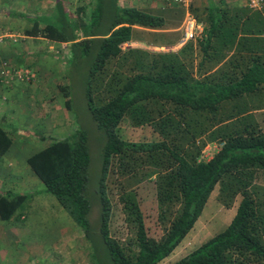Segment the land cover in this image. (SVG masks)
Listing matches in <instances>:
<instances>
[{"label": "trees", "instance_id": "obj_1", "mask_svg": "<svg viewBox=\"0 0 264 264\" xmlns=\"http://www.w3.org/2000/svg\"><path fill=\"white\" fill-rule=\"evenodd\" d=\"M119 2L90 0V6H76L55 0L51 15L33 19L25 32L67 44L63 63L77 62L84 78L88 110L105 140L96 194L98 229L94 232L90 221L91 156L84 131L53 140L28 165L83 230L96 264H160L194 229L217 186L226 207L242 197L234 218L173 264H264V188L256 185L264 176V128L254 115L264 109L257 99L264 96V11L212 4L200 13L192 6L205 28L196 38L199 60L193 42L173 52L123 50L136 27L163 30L167 22ZM167 39L164 44L176 45ZM60 91L72 111L70 86ZM126 118L135 126L150 125L159 139H122L118 128ZM215 142L220 145L216 154L203 159L204 148ZM12 143L0 123V158ZM145 182L155 183L163 235L150 238L144 215L134 206L131 244L136 250L129 254L111 233L110 186L125 195ZM32 196L0 193V218L15 219Z\"/></svg>", "mask_w": 264, "mask_h": 264}, {"label": "rangeland", "instance_id": "obj_2", "mask_svg": "<svg viewBox=\"0 0 264 264\" xmlns=\"http://www.w3.org/2000/svg\"><path fill=\"white\" fill-rule=\"evenodd\" d=\"M46 1L48 6V9L45 11L46 13L34 5L33 2L32 4H28L26 2L25 5H20L21 2L19 0H14L13 5H11V0H0V9L4 11L3 9H6L7 3H9V8L7 7L8 9L12 7L15 8V16H11L9 19L11 22L9 23V27L14 28L16 34H20L26 29H31L33 27V19L36 18L38 20H44V18L49 16L53 10V6L55 5V0ZM70 1L76 6H90V0ZM244 2L246 3V1ZM120 3L122 7H138V9L150 11V13L154 12L158 14V16H166L172 20L180 18L181 21L179 25L182 24L185 15L183 8L176 5L169 6L168 0L167 2L166 0H120ZM1 14L4 15V13ZM43 20L42 23H45ZM179 34L182 36L181 32ZM164 36L165 35L163 33L154 34L148 33L147 31H138V33L135 35V40L138 41V44L135 45V42V44L130 42L123 45L122 49L125 51L131 49H141L147 51L150 50V52L176 51V46H173V48L170 49V43L164 44V40L167 39ZM170 39L172 40V38H168L167 40ZM5 40L13 46L20 42L19 38ZM14 40L18 43H14ZM55 52L47 50L42 53L37 52L32 56V62H40L41 65L39 63L37 64L38 68L44 69L42 72L38 68H35V71L39 73H46L42 76H46L47 78L42 79L43 85L40 87V90L42 89L40 92L36 93L31 91L29 94L27 93L26 96L29 104H32L33 107L32 110H30V112L25 115V118L22 121L16 123V126L21 127L24 131L23 135L26 138L22 137V139H31V137H33V133H38L39 135L44 136L46 139L39 141L40 148L47 145L49 141L52 142L53 140H57L56 138L50 140L52 137H56L55 134H48L46 125L42 124L43 119L39 121L40 123H38L36 122L35 116L37 114L40 116H45L47 114L46 110H48L47 107L49 108V106L45 107L41 104L50 103V99L48 98L53 97L52 94L55 95V92L59 94L58 97L56 96L59 103L55 105L58 106V109H56V114L58 116H61L60 114H62L65 117L62 118L64 121V126L59 128H61L63 132L65 129V132L67 131L66 133L69 135H72L78 130L84 131L87 135L91 156L90 182L88 189L89 198L92 202L90 221L95 232V230L99 227V203L97 201L96 194L102 169V148L105 142L104 135L98 129L88 110L85 96L84 78L82 75H80V69L77 66V62H68L67 59V63H63L61 57L62 54L67 56L66 54L69 53V49L67 48L66 44L59 46L57 52L60 53ZM31 71L35 73L33 70ZM64 84L70 86L73 105L72 111H68L66 109L64 103L65 98L60 91V86H63ZM61 97L62 99L60 100ZM38 100H44V102L41 101L38 105ZM37 105L38 107L34 108ZM28 117H31V119L29 118L30 120H27ZM255 117L264 128V115H262L260 112H257ZM62 119L58 117L56 120V118H54L57 123L62 121ZM57 130L58 125H56L54 132L56 133ZM118 134L122 139L133 142H150L159 139L158 134L150 125L135 126L133 125L130 118L124 119L118 128ZM15 136L17 140L16 142L18 143L20 136H18V134ZM219 147L220 145L217 142L209 143L202 152V158L205 160L211 159L216 154ZM40 148L32 147L25 150V153H33ZM39 184H41L42 187L44 186L43 183ZM256 185L264 188V176L257 178ZM32 187L35 191H38L39 189L34 183ZM44 194L48 197V199L55 201L56 208L52 207L50 213L41 214L42 220H44L45 223L40 225L39 221L40 228L35 227L29 230L32 235V242L39 240L46 248L47 259L42 262L39 261L37 264H96V262L92 260V245L86 239L83 230L76 223H73L74 221L66 211H63L64 215L58 213L62 207L53 195L47 192ZM126 195H128V197ZM110 196L113 203V213L115 214V217L112 218L111 222V233L116 241L125 246L123 247L124 250H127L129 254H133V252L136 250V248L131 244L134 242L135 238L134 213H132V208L134 206V208L139 209V211H141V213L144 215L145 225L149 237L156 240L161 238L163 235V229L158 221V202L156 196V186L154 182H145L135 187L134 190L128 191L125 193V195L118 194L115 185H111ZM241 199L242 197L238 196L231 207H226L220 200V190L219 186H217L210 196V199L194 229L176 248L173 254L160 264H173L176 261H179L199 248L210 238L221 233L234 218ZM126 204L129 205L126 206ZM34 209V212L31 211L30 214L29 228L34 222L38 221V213L36 212V208ZM68 218L71 220L69 224ZM53 234H55V236H53ZM15 246L21 250L24 248V243ZM10 255L16 257L18 253ZM10 255L7 257L8 260L11 259Z\"/></svg>", "mask_w": 264, "mask_h": 264}, {"label": "crops", "instance_id": "obj_3", "mask_svg": "<svg viewBox=\"0 0 264 264\" xmlns=\"http://www.w3.org/2000/svg\"><path fill=\"white\" fill-rule=\"evenodd\" d=\"M13 1L14 0H11L12 2L11 5H13ZM19 1L21 2L20 5H25L26 2L28 4H32L33 2V4L36 5L38 8H40V10L42 9L44 13H46L45 11L48 9L46 0H19ZM244 1L245 0H195L193 8L199 10L200 13H202L204 9L210 7V5L212 4L221 7H229L232 11L236 9L237 10L245 9V8L247 9L246 3ZM8 5L9 3H7V7L9 8ZM168 5L172 6L171 4ZM7 7L6 9H3L4 11L0 9V123L5 128V130L10 134L11 138L13 139V143L7 154L0 158V193L3 194V193L11 192L14 194H33V196L31 200H29L27 204L24 205L23 208L18 212V216L15 219L6 221L0 218V264H37V262L39 261L42 262L47 259L46 248L44 245H42L43 243L40 242L39 240L32 242L31 240L32 235L29 230L35 227L38 228L39 221H40V225H43L45 222L44 220H42L41 214L50 213V210L52 209V207H55L56 204L55 201L48 199V197L44 194L46 192L45 186L42 187L41 184H39L42 182L37 178V176L31 170L27 161L32 155L47 147L51 143V141H49L47 145H45L44 147L40 148L39 141L42 139L39 137L40 135L38 133H33V137H31V139L30 138L22 139V137H25L23 135L24 131L21 127H17L16 123L22 121L25 118V115H27V113L30 112V110H32L33 106L32 104L31 105L29 104V101L26 96L27 93L29 94L31 91L36 93L40 92L42 90V89L40 90V87L41 85H43L42 79L47 78L46 76L44 77L42 76L43 74H46V73H42L43 72L42 70L44 69L38 68L37 66V64L38 63L40 64V62L37 63H34V61L32 62L33 59L32 56L35 55L37 52L42 53L47 50L53 52L56 51L55 53H60L57 52V49L59 48L60 45L63 44L41 37L27 36L25 32L29 29H26L23 33L16 34L15 29L9 27V23H11L9 20L11 17L10 14L15 13V8L12 7L8 9ZM54 7L55 5L53 6V10ZM1 13H4V15H2ZM51 13L49 15H51ZM151 13L158 15L154 12ZM184 14H185L184 19H185L186 11L184 12ZM164 18L167 24L165 29L163 30H151V29L136 27L133 33V40L131 41L132 44L135 43H136L135 45L138 44V41L135 40V35L136 33H138V31H147L148 33H154V34L163 33L165 35L164 37L172 38L173 43L176 42V45H173L177 47L176 51H178L188 42L189 43L193 42L195 55L199 56V60H200L201 55L199 54L198 51L199 48L197 44L198 43L197 39L193 41L184 40V35L182 31V25L184 19L182 24L179 25L181 21L180 18L178 19L176 18V20H172L166 16ZM202 26H203V30H202L203 32L205 28L204 25ZM180 32L182 33V36L179 34ZM202 32H200L199 36L203 34ZM241 36L242 34H240V37ZM12 38L13 39L19 38L20 42L18 43L15 42L14 40V43H18V44L13 46L10 43L6 42L5 40ZM246 45L249 46V44ZM66 46L68 48L67 44ZM173 46L170 47V49L173 48ZM35 68L36 69L38 68L42 72L39 73L35 71ZM30 69L33 70L35 73H33ZM7 70L10 72L9 74L6 73ZM22 72L24 73L29 72V76H23V78H20L18 74ZM52 95L53 97L48 98L50 99V101L47 100L50 103L41 104L45 107L49 106V108L47 107L48 110H46L47 111V114L45 115L46 117L37 114L35 116L36 122L40 123L39 121L43 119L42 124L46 125L47 127L46 130L48 134H55L56 137H52V139L50 140H53L54 138L65 139L70 135L66 133L67 131L65 132V129L63 132V130L59 128L64 126L63 123L64 121L62 118L65 117L62 114H60L61 116H58L56 114V109H58V106L55 105H57L58 103L57 97L59 96V94L55 92V95L54 94ZM61 99L62 97L60 98V100ZM257 99L258 100L261 99L262 101V102L260 101L258 106L264 108V96ZM38 101H39L37 103L38 105L41 101L44 102V100H38ZM38 105L34 108H37ZM257 112H260L262 113V115H264V109L255 111L254 115H256ZM58 117L61 118L62 121H59L57 123V121H55L54 118H56L57 120ZM29 118L31 119V117H28L27 120H30ZM56 125H58V130L55 133L54 131L56 129ZM17 134L18 136H20L19 137L20 140L18 143L16 142L17 140L15 136ZM32 147L40 148V149L34 151L33 153H25V150L30 149ZM33 183L35 184V186H38L39 188L38 191H35L34 188L32 187ZM34 208H36V212L38 213L37 215L38 221L34 222L32 226L29 228V224H30L29 218L31 211L34 212L35 210ZM62 209L63 208H60L58 213L64 215L63 211L65 210ZM70 221L71 220H69L68 218V224L70 223ZM53 236H55V234H53ZM23 243H24L23 246L24 248H22L21 250L15 246ZM14 253H18L19 256L17 255L18 257L17 256L15 257L10 255ZM9 255L11 256V259L8 260L7 257Z\"/></svg>", "mask_w": 264, "mask_h": 264}, {"label": "built area", "instance_id": "obj_4", "mask_svg": "<svg viewBox=\"0 0 264 264\" xmlns=\"http://www.w3.org/2000/svg\"><path fill=\"white\" fill-rule=\"evenodd\" d=\"M247 7L252 11H264V0H245ZM169 4L176 5L183 8L186 11V17L182 25V31L185 41H193L199 36L200 32L203 30V26L199 24L196 18L191 13V8L194 6L195 0H168ZM7 74L10 72L7 70ZM25 74V75H24ZM18 76L23 78V76H29V72L19 73Z\"/></svg>", "mask_w": 264, "mask_h": 264}]
</instances>
